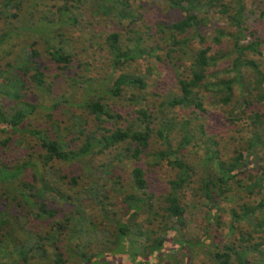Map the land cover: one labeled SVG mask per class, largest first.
<instances>
[{
  "label": "trees",
  "instance_id": "16d2710c",
  "mask_svg": "<svg viewBox=\"0 0 264 264\" xmlns=\"http://www.w3.org/2000/svg\"><path fill=\"white\" fill-rule=\"evenodd\" d=\"M261 7L246 0H163L151 8L129 0H0V145L16 138L24 147L7 160L11 165L0 162V264H149L167 249L181 250L180 264H194L193 246L208 257L203 248L211 243V264H264V158L257 156L264 148V68L258 59L264 41L253 22L260 14L264 25V0ZM167 8L172 20H164ZM80 23L88 29L74 35ZM100 51L107 62L95 59ZM138 58L146 60L143 73L112 75ZM53 76L62 88L42 103ZM33 113L36 125L24 127ZM242 118L246 128L237 124ZM225 123L245 136L222 158L214 138ZM200 145L202 155L183 158ZM92 155L102 158L87 160L99 166L93 172L110 176L114 192H125V207L112 217L104 214L110 202L104 190L88 187L86 197L105 223L64 194L62 178L60 188L44 179L53 168L87 165ZM122 162L126 176L120 182L111 173ZM163 163L173 175L166 194L152 199L149 179ZM69 178L76 183V175ZM187 186H195L207 213L197 241L187 232L178 235L176 227L185 211L195 212L184 202ZM234 189L228 237L218 235L215 205ZM59 200L73 208L60 215ZM143 209L148 216L159 212L170 227L150 239L152 228L136 220ZM136 234L145 240L133 252ZM61 241L73 243L65 255ZM166 257L172 260L164 264H178Z\"/></svg>",
  "mask_w": 264,
  "mask_h": 264
},
{
  "label": "rangeland",
  "instance_id": "374dc122",
  "mask_svg": "<svg viewBox=\"0 0 264 264\" xmlns=\"http://www.w3.org/2000/svg\"><path fill=\"white\" fill-rule=\"evenodd\" d=\"M129 1H133L134 3H141L143 5H145L148 8L154 7L157 4L159 5V7L162 5L163 0H129ZM261 1L262 0H246V3L251 2V6L256 7V10L260 11L262 9L261 7ZM248 5V4H247ZM258 6V7H257ZM255 10V14H257L258 12H256ZM260 13V12H259ZM175 14L177 15V13L175 12ZM259 17L258 19L255 21L253 20V17L255 15L251 16V19L254 22V25L256 27V30H258V33L262 36L263 41H264V25H261L260 23V14H258ZM165 16H168V18L170 20H172V13L170 12L169 8H167L164 12V20H166ZM264 18V16H263ZM212 20V18H211ZM216 24L218 25H224V21L221 20H216L215 19ZM113 27H115V25H113ZM88 29V27H86L83 23H80L78 26L74 27L72 29V33H74V35H77L78 33H84L86 30ZM208 31V30H206ZM122 34L124 36H127V34L125 33V31L122 32ZM18 38H23L21 36H19ZM24 39V38H23ZM86 44H84L85 46ZM260 50V56L258 57L260 64L262 66V68H264V42L263 44L259 47ZM101 54L96 56L95 59L101 60V61H108V59L104 56V53L102 51H100ZM131 66L129 67H124L122 66L121 68H116L115 70H113L112 75L115 77L116 75H118V73H120V71H127V72H131L132 74H140L143 73L144 67L147 66L146 60L144 58H138L136 59L133 63L130 64ZM151 65H154V61H151ZM223 66H219V68H222ZM52 79H54V83L51 85V93L49 95H41V97L39 98L41 100L42 103H48L51 101V95H56L57 93H59L58 91L62 88V81L60 80V78H55L54 76L52 77ZM208 80H212V78H208ZM39 96V95H38ZM39 99H37L36 101L38 102ZM10 107L11 104L9 103ZM218 106H221L220 104H217ZM229 103L225 106L227 107H231V105H229ZM8 105H6V109H8ZM210 111H212V113H214L215 115H220V113L218 112V110L216 109H210ZM188 115V111H185ZM32 117L30 118H26L25 120V124H23L24 127L26 128H32L34 125H36V123L34 122L35 118L34 117V113L33 115H31ZM190 116V115H189ZM237 124L241 125L242 127L240 128H246L247 127V120L245 118H242L241 120H239L237 122ZM219 131L216 133L215 135V140H218L219 142V146H220V153L222 158L226 157L228 155H232L233 154V146L237 144L238 140L241 141L242 138L245 136V134L243 133V129L237 128L236 125L234 124H223V125H219L218 126ZM240 129V130H238ZM4 134H0V139L3 138ZM15 137V136H12ZM18 137V136H17ZM22 137V135H21ZM170 138V136H169ZM18 140H16V138L11 139L10 141H8L7 145L4 147L2 145H0V162H4L6 163V165H11L10 163H12V161L8 162V159H15V157L17 156L19 150L21 149V147H23L21 145V143H17ZM171 145L173 146L176 144V139L172 138L171 140ZM24 148V147H23ZM195 148V152L193 154V150ZM211 149H214V146H211ZM188 157H183L184 159H193L198 156V155H202V146H196V147H192L191 150H188ZM257 156H259L260 158H264V148L261 149L258 153ZM256 156V157H257ZM87 159V165H83V164H79L76 163L75 165L72 166V168L70 169H65L64 171L62 170V168H60V172H58V170L56 169H50L49 173H47L44 177L45 182L52 184V186L56 187L55 185L59 186L60 185L58 183L59 178H62L63 181V185H61V189L63 190L64 194H68V195H72L73 197H77L78 199H80L79 202V207H81L84 212L86 214H91L92 217L94 218V221L98 222V223H105V218L104 216H99L97 214V209L98 206L95 205V203L93 202L92 199L87 198L86 194L88 191V187L91 185L92 187H95V189H103L104 193L107 195V197L110 199V202H108V204L106 205L104 214L105 216H112L117 213V215L122 212V208L125 207V204L123 203L122 197L125 195L124 192V188L121 187L120 189H118L116 192L113 191L112 188H117V185L112 184V180L109 176V178H104L103 176H98L97 174H95L93 171L97 170L99 168L98 165H96L95 167H93V165H91V163L87 160L91 159V162L93 164H97L99 163L102 158L99 157V155H92L90 158L86 157ZM15 162V161H13ZM256 162L260 163L259 158H257ZM125 162L122 163H117L116 169L112 171L111 173V177H115V176H119L118 181L121 182V179L126 176L125 173L123 171L126 170V166H124ZM129 164V163H128ZM193 165L195 167H199V164H194L193 161ZM31 169V168H30ZM45 174V173H44ZM59 174H61V176H59ZM71 174L76 175V183L73 184L69 182V177ZM67 175V176H66ZM173 175V170L168 167L166 164H162V165H157L154 168L153 173H151V178L149 179V190L151 192L154 193V196L152 199H161V197L163 195L166 194L167 191V181L170 179V177ZM64 176V177H63ZM236 182H239L238 184V188H241L240 186H244L245 182L244 180L240 181L236 180ZM195 183V182H194ZM38 185V184H36ZM193 185V184H192ZM195 187V186H194ZM194 187H185L183 189V193H184V202L186 203H190L191 205H193L195 208V212H189L187 210V212L185 211L183 214V220L181 223H177L176 227L178 228V235H182V233L187 232L189 235H191L193 237V241H197L200 240L201 238V233L203 231V225H201V221L202 219L206 221V217H207V213H206V208H205V204L200 203V200H197L195 197V194L193 192V188ZM264 190V189H263ZM239 190H232L230 191V193L228 194V199L229 200H224L221 199L220 201L217 202V204L215 205L216 208H218L217 210H215L216 216L217 218L219 217L221 224L219 226V228L216 231V234L218 235H225L227 236L226 232H227V225L229 224V207H231V199H233V197L236 195V192ZM54 197V196H53ZM151 199V200H152ZM46 201H48L46 199ZM21 202V201H20ZM61 200H59L58 202H56V205H58V209L61 211L60 215H64L66 212L70 211L73 207L72 204H69L66 201H63L62 204ZM15 205V202H11L9 204V207H12ZM53 205L52 201H49V206ZM154 208V207H153ZM155 209V208H154ZM111 211H114V213H112ZM157 214V216H155ZM150 215V214H149ZM150 220V222L152 224H148L145 222H143V220ZM136 220L140 221L144 226H147L149 229L152 228L151 232H150V239H154L157 237V235H159L160 231H164L165 229L170 227V223L167 220H162V216H160L159 212L155 213L153 215L148 216V213L143 209L142 211H139L136 215ZM23 221H26L25 218H21L20 219V223H22ZM183 225V228L181 230H179V228H181V225ZM139 232V231H137ZM164 235V232L161 234ZM178 235L176 237H178ZM208 237H210V235L207 233L206 234ZM141 236H138L136 234V237H134L133 239V246H132V251H140L141 245L142 243H144V238ZM228 237V236H227ZM227 237L225 238H221L222 243H226L227 242ZM166 238V237H165ZM170 242V240H168ZM70 244L71 243H67L65 241H61V243H59V247L60 249H62L64 251V255L66 254V248H70ZM73 245V243L71 244ZM92 248L96 247V243H91L89 245ZM196 246L197 244H195L193 246L194 249V253L193 256H190V263H194V264H211V260L209 258V256L212 253V243L209 246H206L203 248V251H206L207 253H209V256L207 257L206 254H204L202 251H197L196 250ZM168 251L163 253L162 256L160 257V259L158 260V262H160V264H164L163 262H170V258L166 257V256H170L175 257V260L178 264L181 263L182 257H183V253H181L180 249H177V251H171V249H167ZM166 254V255H164ZM49 255V254H48ZM4 261H7L8 258L3 257ZM158 262L152 261L149 262V264H157Z\"/></svg>",
  "mask_w": 264,
  "mask_h": 264
}]
</instances>
